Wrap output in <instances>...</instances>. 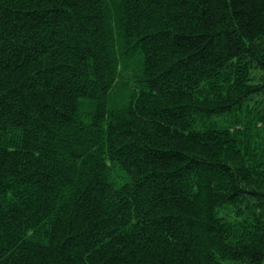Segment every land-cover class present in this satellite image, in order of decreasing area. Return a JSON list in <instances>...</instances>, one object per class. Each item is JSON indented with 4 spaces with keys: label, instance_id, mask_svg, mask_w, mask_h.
<instances>
[{
    "label": "trees",
    "instance_id": "obj_1",
    "mask_svg": "<svg viewBox=\"0 0 264 264\" xmlns=\"http://www.w3.org/2000/svg\"><path fill=\"white\" fill-rule=\"evenodd\" d=\"M0 264H264V0H0Z\"/></svg>",
    "mask_w": 264,
    "mask_h": 264
}]
</instances>
